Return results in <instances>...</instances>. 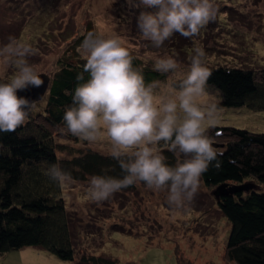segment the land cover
I'll list each match as a JSON object with an SVG mask.
<instances>
[{
    "label": "rangeland",
    "instance_id": "rangeland-1",
    "mask_svg": "<svg viewBox=\"0 0 264 264\" xmlns=\"http://www.w3.org/2000/svg\"><path fill=\"white\" fill-rule=\"evenodd\" d=\"M213 4L219 9L217 3ZM230 4L228 14L233 19L223 15L226 24L221 28L225 34L220 32L225 37L217 35L219 29L209 27L210 22L208 29L201 31L206 33V40L200 33L193 43L202 46L204 41L209 46L207 52L217 55L206 57L204 66L264 67V0H231ZM141 6L140 0H0V48L10 36L30 45L36 54L28 58L29 63L38 74L51 79L64 50L90 29L106 39L119 36L122 46L150 69L157 59H175L181 71L175 75L161 73L163 78L154 81L162 82V87L176 84L191 65V59L182 57L178 50L188 46V38L175 33L161 47H155L137 26V18L144 11ZM79 51L86 58L81 47ZM16 71L15 66L0 63V77L11 80ZM206 92V100L220 101L214 88L206 87ZM46 96L47 91L32 104L29 116L43 108ZM218 108L221 111L216 126L264 132V111ZM63 144L71 151L61 153V158L88 151L110 155L111 151L106 141L78 139ZM245 181L264 190V181L253 177ZM64 186L65 206L72 216L74 260L61 259L40 247L24 246L0 255V264H77L88 254L116 259L118 264H176L175 250L186 264H236L224 256L231 224L219 210L213 194L215 186L204 185L202 179L195 198L180 208L168 204L166 192H154L142 183L103 202L90 198L89 179Z\"/></svg>",
    "mask_w": 264,
    "mask_h": 264
},
{
    "label": "clouds",
    "instance_id": "clouds-1",
    "mask_svg": "<svg viewBox=\"0 0 264 264\" xmlns=\"http://www.w3.org/2000/svg\"><path fill=\"white\" fill-rule=\"evenodd\" d=\"M140 4L153 11H142L137 26L157 48L175 33L197 36L218 12L212 0H140ZM81 49L89 79L76 87L61 131L89 143L108 142L111 157L126 173L122 179L91 176L90 198L103 202L142 182L154 192H166L170 206L180 208L191 202L212 162L219 167L221 154L206 134V127L219 123L221 109L205 99L211 73L204 66V50H194L190 68L178 83L162 87L160 81L145 83L119 36L106 39L89 33ZM35 54L30 45L11 36L0 48V63L17 70L10 82L0 83V132L15 131L28 118L31 102L18 93L42 84L28 59ZM154 69L175 75L181 65L168 57L157 59ZM77 79L82 81L83 74ZM164 149L176 157L175 166L166 162ZM45 174L61 186L76 182L57 164L48 166Z\"/></svg>",
    "mask_w": 264,
    "mask_h": 264
},
{
    "label": "trees",
    "instance_id": "trees-1",
    "mask_svg": "<svg viewBox=\"0 0 264 264\" xmlns=\"http://www.w3.org/2000/svg\"><path fill=\"white\" fill-rule=\"evenodd\" d=\"M214 2L219 9L209 27L219 29V32L215 30L216 34L225 37L220 32L225 34L221 28L226 24L223 15L229 16L231 0H212ZM141 8L153 11L144 6ZM207 29L208 24L201 31ZM89 33L93 34V31L89 29L79 34L59 58L43 108L28 115L25 123L15 131L0 132V255L12 249L36 246L61 259L74 260L72 216L65 206L63 186L45 174L48 166L57 164L80 182L93 175L122 179L126 174L111 155L88 151L73 157L65 154L64 158L59 157L61 153L71 151L63 144L64 141L77 142L79 139L61 129L66 127L63 118L65 111L73 106L72 96L76 87L89 79V74L84 71L87 58L82 57L79 51ZM200 33L188 38L187 47L178 48L182 57L192 59L196 48L206 52L204 60L217 56L207 52L209 46L204 45V41L202 46L193 44ZM205 34L201 33L202 40H206ZM129 53L133 57V67L142 72L146 84L163 78L160 72L146 67L139 56ZM207 68L211 76L206 87L218 91V107L264 111V67L219 65ZM79 74H83L82 81L77 79ZM8 82L10 80L0 77V83ZM206 134L213 139V147L221 154L217 157L219 167L213 161L202 175L204 185L215 188L222 183L240 185L247 182L245 179L248 177L264 181V132L214 125L206 128ZM162 154L170 166H175L177 161L172 152L164 149ZM134 187L132 185L122 191ZM217 204L231 224L225 258L236 264H264V190L254 187L249 191H237L221 197ZM175 257L176 264H186L176 250ZM77 264H118V261L88 254L81 256Z\"/></svg>",
    "mask_w": 264,
    "mask_h": 264
},
{
    "label": "water",
    "instance_id": "water-1",
    "mask_svg": "<svg viewBox=\"0 0 264 264\" xmlns=\"http://www.w3.org/2000/svg\"><path fill=\"white\" fill-rule=\"evenodd\" d=\"M39 77L42 81L41 86L39 87H29L26 91H22L18 93L20 96H23L27 98L31 105L35 103L38 100H41L45 94V92L48 90V86L50 83V78L46 74H39ZM255 185L250 182H245L240 185H228L227 183H222L216 187V190L213 192L214 197L217 202L220 201V198L223 196L230 195L237 191H249V189L254 188Z\"/></svg>",
    "mask_w": 264,
    "mask_h": 264
}]
</instances>
